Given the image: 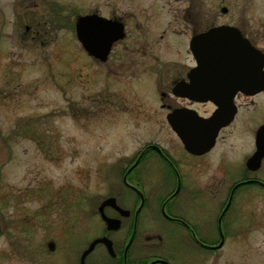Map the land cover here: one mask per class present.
<instances>
[{
    "label": "flooded vegetation",
    "instance_id": "1",
    "mask_svg": "<svg viewBox=\"0 0 264 264\" xmlns=\"http://www.w3.org/2000/svg\"><path fill=\"white\" fill-rule=\"evenodd\" d=\"M178 1L181 7L172 15L145 10L86 13L123 26V38L112 44L104 60L81 46L105 71L123 72V61L119 58L116 66L111 59L126 37L128 17H151L154 27L163 26L162 51L176 57L160 59L151 46L157 44L159 50V41L142 43L139 36L120 45L117 58L124 55L129 76L140 78L150 67L154 75L143 83L153 88L163 113L158 117L153 110L145 118L142 128L156 131L144 141L137 139L132 152L119 157L117 171L105 180L107 195L91 200L89 186L82 187L76 202L82 216L62 228L70 229L65 234L71 249L65 264H249L245 248L256 223L250 216L251 201L264 199V156L255 155L264 140V133L259 134L264 126V8L256 18L225 5L219 13L214 7L203 8L207 0ZM47 7L43 0H0L1 35L9 37L5 30L17 24L23 28L19 35L38 37L49 15L51 27H57V6L51 3L50 11ZM141 24L135 20L139 34H148L151 28ZM152 48L153 54L147 52ZM139 49L142 56L153 55L152 61L148 56L137 60ZM114 96L112 101L105 94L103 105L121 108L126 103L125 96ZM146 96L153 94L148 91ZM91 202L94 222L89 217ZM103 216L116 221L108 226ZM2 231L0 223V237ZM55 253L56 243L49 240L45 251L38 250L46 261L35 264H59ZM1 254L0 264L6 257L10 261Z\"/></svg>",
    "mask_w": 264,
    "mask_h": 264
},
{
    "label": "rangeland",
    "instance_id": "2",
    "mask_svg": "<svg viewBox=\"0 0 264 264\" xmlns=\"http://www.w3.org/2000/svg\"><path fill=\"white\" fill-rule=\"evenodd\" d=\"M51 3L57 6V27H51L50 15H44L46 24L38 37L19 35L23 28L17 24L5 30L9 37L0 33V223L4 224L0 256L4 252L10 258L9 262L7 257L3 259V264L45 262L38 250L45 251L49 240L56 243L55 258L65 264L71 250L65 234L70 232L67 228L73 220L82 216L81 205L76 203L82 187L89 186L91 200L107 195L105 180L117 171L119 157L132 152L137 139L144 141L156 131L142 128L145 118L153 115V110L158 117L163 113L157 94L146 84L154 75L150 67L140 78L129 76V68L124 72L129 66L124 55L117 56L121 44L138 36L142 43L159 41L164 27H154L151 17H128L126 37L111 59L116 66L119 58L123 61V72L114 74L83 51L72 26L76 15L98 9L108 15L112 11L145 10L163 16L181 7L178 0H43L49 11ZM222 5L236 13L248 11L257 18L264 0H207L203 8L214 7L219 13ZM10 20H14L11 13ZM135 20L151 28L150 32L139 34L141 28L136 27ZM158 43L159 50L157 44L151 46L160 59L176 57L162 51L163 41ZM147 52L153 54L154 50ZM141 54L139 49L135 58L152 61L153 55ZM148 91L152 98L144 97ZM105 94L112 101L117 99L116 94L125 96L126 103H121V108L106 107L102 101ZM94 203L90 204L89 215L93 222ZM250 210L256 223L250 228L246 259L249 264H262L264 199L251 201Z\"/></svg>",
    "mask_w": 264,
    "mask_h": 264
},
{
    "label": "water",
    "instance_id": "3",
    "mask_svg": "<svg viewBox=\"0 0 264 264\" xmlns=\"http://www.w3.org/2000/svg\"><path fill=\"white\" fill-rule=\"evenodd\" d=\"M75 32L77 40L81 46L92 56L104 60L114 42L123 38V26L114 19H108L98 14L79 15L75 21ZM264 60V57H263ZM264 88V85L262 86ZM179 134V130L176 129ZM264 133V126L260 129L259 134ZM256 157L264 156V140L257 144ZM108 226L110 221H116L103 216Z\"/></svg>",
    "mask_w": 264,
    "mask_h": 264
}]
</instances>
